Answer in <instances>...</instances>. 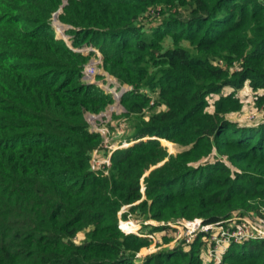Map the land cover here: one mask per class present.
Instances as JSON below:
<instances>
[{
  "label": "trees",
  "instance_id": "16d2710c",
  "mask_svg": "<svg viewBox=\"0 0 264 264\" xmlns=\"http://www.w3.org/2000/svg\"><path fill=\"white\" fill-rule=\"evenodd\" d=\"M61 9L73 47L99 49L132 87L133 130L116 133L127 146L87 121L115 99L85 81L94 51L57 37ZM244 86L264 105V0H0V264H204L205 231L139 253L173 223L263 221L264 116L230 118ZM96 154L110 164L93 168ZM130 217L145 235L119 227ZM219 264H264V239L232 243Z\"/></svg>",
  "mask_w": 264,
  "mask_h": 264
},
{
  "label": "rangeland",
  "instance_id": "374dc122",
  "mask_svg": "<svg viewBox=\"0 0 264 264\" xmlns=\"http://www.w3.org/2000/svg\"><path fill=\"white\" fill-rule=\"evenodd\" d=\"M66 3V2H65ZM63 12V10H59L56 14H54L53 18V25L57 33V37L62 38L66 44L72 48V34H70L67 30L72 28L71 25L69 24H64L60 19L59 16ZM150 15V14H148ZM88 45H85L84 47L81 48H87ZM95 48V47H94ZM85 53H91V50L84 49L83 50ZM86 70L90 72V76L85 78L86 82H97L103 89H105L107 92H110L111 94L115 93V91L118 92L120 91L121 88H119V85L121 84L115 77L110 75L107 71L103 69V57H102V52L99 49H96V52H92V58L89 61V63L86 65ZM98 75H104L106 77H103V79H98ZM120 83V84H119ZM122 85V84H121ZM124 88H127L126 91H129L130 87L128 85H122ZM233 91L232 88L229 92ZM225 92V93H229ZM260 94H263L264 91L260 90L258 91ZM238 97L241 99V109L238 112L233 113L230 118L233 120L239 121L241 124H251V123H257V122H250L249 121V116L255 115L256 118L258 117H263L264 116V105L258 106L256 103V92L251 90L248 86H244L241 91L239 90L237 92ZM114 96V94H113ZM114 102L109 104L105 110L98 114L94 113H87L86 118L89 124L91 125L92 128L94 129H101V132L103 133V136L105 138V144L109 146L111 149H116L120 148L122 146H127L128 144L126 142H123V145L121 146L119 144V139L117 138L118 134L116 133H122L124 135H129L133 128L129 126V121L126 117H124V114H126L127 109L124 107V105L121 103V98L118 99L114 96ZM219 99L218 96L211 97L209 100V110H214L215 109V103ZM113 125V126H111ZM116 134V135H115ZM113 135L116 140L113 139ZM162 142L164 145L167 147L169 153H177L184 148L181 146H178L176 144H173L172 142H169L166 139H163ZM110 144V145H108ZM108 156H102L101 154H97L95 156L94 160L92 161L93 168H97L98 166L104 165L103 163L108 164ZM127 208H124L123 211H125ZM121 224L119 227L125 229L126 232H136L140 233L141 228L143 226V222L140 220L135 219V217H130L129 220H122L120 222ZM145 223H151V221H147ZM258 225V230L264 229V224L257 222ZM155 224V223H154ZM172 232H158L155 235H152L154 242L149 246V247H143L139 253L142 257L151 254L153 252L158 251L162 247H169V246H174L179 242L180 239H185L186 243L192 242L197 235V232H201L202 229L198 228L197 222L195 223H189L187 221L184 222H177L171 224ZM199 229V230H198ZM218 229L214 228L212 230V234L216 233ZM164 234H168L172 236V240L170 242L166 243L162 241V236ZM145 235V234H142ZM150 236L151 235H146ZM85 238V233L81 232L77 237H76V242L80 243L84 240ZM185 243V244H186ZM202 256L203 258L207 259L209 256V250L204 249L202 251Z\"/></svg>",
  "mask_w": 264,
  "mask_h": 264
},
{
  "label": "built area",
  "instance_id": "2783aa9c",
  "mask_svg": "<svg viewBox=\"0 0 264 264\" xmlns=\"http://www.w3.org/2000/svg\"><path fill=\"white\" fill-rule=\"evenodd\" d=\"M73 49H75L76 51H82V52H84L83 51L84 49H88V50L96 52V48L92 46H88L87 48H73ZM86 68L84 70V78H87L90 76V72L87 71ZM93 81H90V82H93ZM129 87H130L129 89H132L131 86ZM119 88H121L120 91L118 90V92L115 91V93H113L114 96L118 99L121 98V96L123 95V93L126 92V89H127V88H124V86H122L121 84L119 85ZM254 117L255 115L249 116V120H251ZM92 129L100 132L103 135V133L101 132V129H94V128ZM108 164H110L109 160H108ZM187 222L189 223L197 222V224L199 225L198 226L199 229H202V231H205V232H210V237L208 238V240L211 243V245L207 247V250H209V256L207 257V259L203 258L204 264L221 263L224 254L228 251L232 243H240V242H244L248 240L264 239V229L258 230L257 228L258 226H260L257 223L258 221L252 220L250 218H247V219L235 218V219H231L228 225L223 224V225H217V226L202 225V220L200 219H196L195 221H187ZM259 223L264 224V220ZM214 228L218 229V231L212 234V230ZM151 237L153 236L151 235Z\"/></svg>",
  "mask_w": 264,
  "mask_h": 264
},
{
  "label": "crops",
  "instance_id": "0c3cea01",
  "mask_svg": "<svg viewBox=\"0 0 264 264\" xmlns=\"http://www.w3.org/2000/svg\"><path fill=\"white\" fill-rule=\"evenodd\" d=\"M231 90V88H226L225 91L229 92ZM241 91V90H240Z\"/></svg>",
  "mask_w": 264,
  "mask_h": 264
},
{
  "label": "water",
  "instance_id": "95a60500",
  "mask_svg": "<svg viewBox=\"0 0 264 264\" xmlns=\"http://www.w3.org/2000/svg\"><path fill=\"white\" fill-rule=\"evenodd\" d=\"M67 3V2H66ZM64 6V5H63ZM63 6H62V8H63ZM62 10V9H61Z\"/></svg>",
  "mask_w": 264,
  "mask_h": 264
},
{
  "label": "bare ground",
  "instance_id": "6f19581e",
  "mask_svg": "<svg viewBox=\"0 0 264 264\" xmlns=\"http://www.w3.org/2000/svg\"><path fill=\"white\" fill-rule=\"evenodd\" d=\"M125 230V229H124ZM127 231V230H126Z\"/></svg>",
  "mask_w": 264,
  "mask_h": 264
}]
</instances>
